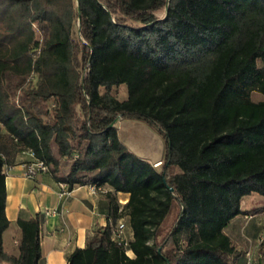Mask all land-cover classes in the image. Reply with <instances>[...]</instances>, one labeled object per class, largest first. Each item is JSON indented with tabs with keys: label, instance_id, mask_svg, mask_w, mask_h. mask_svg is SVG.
<instances>
[{
	"label": "trees",
	"instance_id": "1",
	"mask_svg": "<svg viewBox=\"0 0 264 264\" xmlns=\"http://www.w3.org/2000/svg\"><path fill=\"white\" fill-rule=\"evenodd\" d=\"M122 120L161 137L160 166ZM22 152L70 190L129 195L121 212L108 195L127 246L108 225L67 264H244L226 229L264 197V0H0V264L42 259L39 215L17 222L16 258L4 249V168Z\"/></svg>",
	"mask_w": 264,
	"mask_h": 264
},
{
	"label": "crops",
	"instance_id": "2",
	"mask_svg": "<svg viewBox=\"0 0 264 264\" xmlns=\"http://www.w3.org/2000/svg\"><path fill=\"white\" fill-rule=\"evenodd\" d=\"M121 126L130 131L129 139L134 145V150L129 149L131 152L147 159L154 165L161 162L163 158L160 159L155 155L152 148L153 144H148L149 148L145 149L140 146L141 143L135 138L134 130H142L141 132H144L145 135L147 130L143 126L134 123L127 127L128 125L124 126L123 120L119 121V129ZM11 159L14 166H11L6 175V216L10 226L3 235L4 249L9 255L15 258L19 255L20 230L17 222L20 219L28 220L38 215L42 221L40 229L42 259L40 264H67L70 255L78 248L85 249L99 229L108 225H117L120 221L126 223L127 235L131 240L133 239L128 217L119 219L115 224L112 221L111 203L108 197L111 195L114 198L121 212L128 202L129 195L113 193L109 186L100 188L74 186L72 190L67 187L69 195L66 198H61L59 194L64 184L54 181L48 173L41 174L34 181L23 177L20 164L31 161L27 152L17 153ZM246 198L242 202L244 214L236 217L230 223L226 229L227 234L230 231L236 236L240 234L242 228L245 229L244 226L240 229L242 225L240 221L243 217L248 220L251 219V224L243 232V235L254 237L258 233L260 217H258L259 215H249V212L254 208L248 212L245 208ZM260 200L261 198H259ZM49 211H56L57 214L48 215L47 212ZM228 237H230L229 234ZM233 241L238 246L239 243L236 240ZM132 254L129 252L128 255L133 258L134 255Z\"/></svg>",
	"mask_w": 264,
	"mask_h": 264
},
{
	"label": "rangeland",
	"instance_id": "3",
	"mask_svg": "<svg viewBox=\"0 0 264 264\" xmlns=\"http://www.w3.org/2000/svg\"><path fill=\"white\" fill-rule=\"evenodd\" d=\"M157 16L159 18H163L165 16V12L164 11H160L157 13ZM73 37L75 40H78L79 35L77 32V26L74 27V34ZM37 38L40 39L41 35L37 34ZM103 91V90H102ZM119 100H125L127 99L128 96V91H127V87L124 85L122 87L119 88H114L113 92H112ZM259 98V97H256ZM140 124L141 126H143V128H145L147 131L144 135V132H141L142 130H134V136L135 138H137L138 142L141 143L140 146H142L145 149L149 148L150 144H153V150L155 155L162 159L163 155H164V145H163V140L161 139V137L153 130L149 129V127H147L146 125H143L141 123H137L134 121H130V120H123V124L124 126L130 127L129 125L131 124ZM120 135H121V139L122 142H124V144L131 150H134V145L133 143L130 141L129 139V135H130V131L126 128H124L123 126H121V128L119 129ZM149 144V145H148ZM259 198H261V200L259 201ZM247 201H245V208L248 210V212L252 209V208H260V209H264V197H261L257 194H252L251 196L246 198ZM125 212H122V216L123 218H125ZM250 215V213H249ZM245 216V215H244ZM251 217V216H249ZM260 217V228L258 229V233L254 236V237H248L246 235H243L244 231L249 227V225L251 224L250 220L251 219H246L245 217H243L241 219V223L242 225L240 226V229L244 226L245 229L242 228V230H240V234L238 235H234L233 232L231 233L230 231H228L229 236L233 239L236 240L239 244L238 247L240 248V250L242 251L243 254H245L247 251L252 252L253 254H257V250H256V246H255V239L257 238V235L260 236L262 231H264V213H262L261 215L259 214Z\"/></svg>",
	"mask_w": 264,
	"mask_h": 264
},
{
	"label": "built area",
	"instance_id": "4",
	"mask_svg": "<svg viewBox=\"0 0 264 264\" xmlns=\"http://www.w3.org/2000/svg\"><path fill=\"white\" fill-rule=\"evenodd\" d=\"M30 156L33 157V154L30 153ZM161 163L155 164V167L160 166ZM22 167L23 177L27 180L34 181L36 180L41 174L47 172V166L40 160L34 159L29 163L20 164ZM11 169V166H6L4 168V174L7 175L8 171ZM60 197L66 198L69 195V191L67 189V185L64 184L62 190L60 191ZM49 215H56V211H49L47 212ZM62 214V213H61ZM60 214V215H61ZM130 237L127 235V225L124 221H120L114 228L113 231V238L112 240L120 245L127 246L128 240ZM255 246L257 250V254H253L250 251L245 253V263L244 264H264V231H262L261 235L255 239ZM129 254V252H127Z\"/></svg>",
	"mask_w": 264,
	"mask_h": 264
},
{
	"label": "water",
	"instance_id": "5",
	"mask_svg": "<svg viewBox=\"0 0 264 264\" xmlns=\"http://www.w3.org/2000/svg\"><path fill=\"white\" fill-rule=\"evenodd\" d=\"M116 122H117V121H115V123H116ZM115 123H114V124H115ZM114 124H113V125H114ZM113 125H112V126H113ZM170 190H171L172 192L174 191L172 188H170Z\"/></svg>",
	"mask_w": 264,
	"mask_h": 264
}]
</instances>
